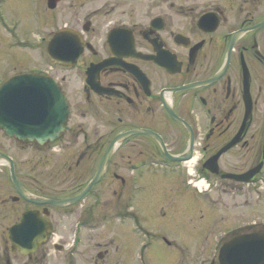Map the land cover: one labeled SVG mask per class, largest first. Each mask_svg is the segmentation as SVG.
Instances as JSON below:
<instances>
[{
    "label": "flooded vegetation",
    "instance_id": "flooded-vegetation-1",
    "mask_svg": "<svg viewBox=\"0 0 264 264\" xmlns=\"http://www.w3.org/2000/svg\"><path fill=\"white\" fill-rule=\"evenodd\" d=\"M36 6L37 39L15 40L39 61L8 68L0 85L17 74L48 76L68 113L56 139L38 142L18 137L12 106L0 107V120H10V134L0 127V264H156L150 257L159 253L175 256L166 264H188L185 220L202 228L205 218L185 215L176 193L231 211L264 200V0ZM54 35L55 58H75L70 66L47 64ZM145 174L166 177L165 199L177 197L163 207L156 200L152 228L137 199ZM91 182L70 205L30 198H73ZM172 215H185L175 236L155 225ZM260 230L251 221L230 234Z\"/></svg>",
    "mask_w": 264,
    "mask_h": 264
},
{
    "label": "rangeland",
    "instance_id": "rangeland-1",
    "mask_svg": "<svg viewBox=\"0 0 264 264\" xmlns=\"http://www.w3.org/2000/svg\"><path fill=\"white\" fill-rule=\"evenodd\" d=\"M35 6L36 0H0V18L4 21V24H0V75L6 73V70L11 67L19 69L21 68L19 65L30 67L38 63L39 60H37L35 54L27 56L25 52L13 49L18 47L17 42L14 41L19 34L23 33L30 36L38 28L40 29L41 22L37 18L38 8L37 6L35 8ZM10 37H13L11 48H9L11 44L8 43ZM12 55H16L18 59L12 61ZM172 178L174 177L170 176V179ZM142 180L145 182L143 184L146 185V188L143 191L145 193L143 196L142 194L141 197L137 196L138 202L141 201V210L140 208L137 210L142 211V213H139L142 217L141 221L149 228L154 227L153 222L149 221L152 220V215H161L160 208L156 205V200L159 197V203L163 207L166 203L172 205L177 201L176 196L181 197L183 195L185 197V215L189 218L192 215L204 216L205 219L200 220V222H205L204 226L201 225L202 228L196 221H191L193 223L189 226V221L185 220V260L189 262L188 264L191 261L202 264L205 263V260L215 259L214 246L219 238L224 235V232H227L231 227L244 225V223L251 221L264 222V200L257 203H253L252 200L249 209L239 208L231 211L230 208L225 209L223 205L221 208L213 204L203 205L201 200H194V195L191 193L181 191L176 193V196L171 195V197L165 199L166 193L170 190L168 185L172 182L158 174H145ZM185 215H172L170 219L157 220L155 225L159 229H163L162 231L167 235L175 236L178 233L175 232L179 228L181 218H185ZM160 256L161 253L151 255L150 260L156 262V264H166L167 262L171 263L175 258L173 256L167 261Z\"/></svg>",
    "mask_w": 264,
    "mask_h": 264
},
{
    "label": "water",
    "instance_id": "water-1",
    "mask_svg": "<svg viewBox=\"0 0 264 264\" xmlns=\"http://www.w3.org/2000/svg\"><path fill=\"white\" fill-rule=\"evenodd\" d=\"M28 79H30L29 81L30 84L36 81V80H32L33 77L25 76V78L21 77L6 82L1 87L0 90L7 91L15 87V92L18 94V97L14 99L16 100V103L14 105L19 107H22L23 105V107L26 108L27 106L31 107L34 102L35 107L40 106L39 107L40 110L41 103L36 98L34 97L31 98L30 96L33 93L32 88L31 87L28 88V86L21 87L17 85V84L25 83ZM47 81L49 82L50 85H52L51 81L49 80ZM50 90L51 88L47 89V91ZM28 94L30 96L29 98H28ZM55 99H56L55 107H53L50 103H45V104L42 103L43 104L42 108L44 110L45 117L43 116L42 112H40V114L34 112L28 113L24 108L18 111L17 114L15 115L16 119L20 121L22 120L26 121L27 119H29L30 123H34L33 121H38V119H43L40 122L42 125L43 124L45 125L46 128L45 129L46 133L44 134L45 136H41L39 138L38 134L31 133V131H36L39 129L30 128L29 130L30 139L34 138L39 142L43 141L44 138H49L50 140H53L59 135L60 131L63 129L64 127L63 123L67 115V106L64 98L58 92H56L55 94ZM0 124L6 129L7 126L6 122L4 123L0 121ZM50 125L53 128H50ZM40 131L42 130L40 129ZM105 161L106 160L103 161V164L105 163ZM102 166L103 165H101L98 172H100L103 169ZM15 187L18 188L16 183H15ZM87 189L88 186L78 196H75L73 198H66V199L51 198V199H45L43 201L59 206L67 205L79 199L87 191ZM23 196L28 198L26 194H23ZM30 198L33 199L32 197ZM32 201H36V200H32ZM40 201L42 200H37L36 202H40ZM218 260H219V264H264V231L252 233V234L234 236L231 239L227 240L226 242H224V244L222 245L219 251Z\"/></svg>",
    "mask_w": 264,
    "mask_h": 264
},
{
    "label": "snow or ice",
    "instance_id": "snow-or-ice-1",
    "mask_svg": "<svg viewBox=\"0 0 264 264\" xmlns=\"http://www.w3.org/2000/svg\"><path fill=\"white\" fill-rule=\"evenodd\" d=\"M65 40H67L69 43L71 42V40H72V38L70 37V36H68V37H65L64 38Z\"/></svg>",
    "mask_w": 264,
    "mask_h": 264
}]
</instances>
